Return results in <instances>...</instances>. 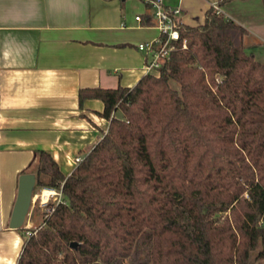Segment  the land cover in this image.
I'll return each mask as SVG.
<instances>
[{
    "label": "trees",
    "instance_id": "16d2710c",
    "mask_svg": "<svg viewBox=\"0 0 264 264\" xmlns=\"http://www.w3.org/2000/svg\"><path fill=\"white\" fill-rule=\"evenodd\" d=\"M178 30L159 77L80 91L109 131L69 177L38 153L35 188L63 200L18 264H264V63L214 8Z\"/></svg>",
    "mask_w": 264,
    "mask_h": 264
},
{
    "label": "crops",
    "instance_id": "0c3cea01",
    "mask_svg": "<svg viewBox=\"0 0 264 264\" xmlns=\"http://www.w3.org/2000/svg\"><path fill=\"white\" fill-rule=\"evenodd\" d=\"M220 1L163 4L181 11L180 24L198 27ZM219 9L247 31L245 51L251 44L248 54L256 59L264 44L261 0H234ZM150 14L146 0H0V264H18L32 229V215L25 227L10 224L20 178L36 176L38 153H49L69 177L76 158H85L109 131L105 103L81 105L80 91L133 88L154 75L150 57L138 50L160 35Z\"/></svg>",
    "mask_w": 264,
    "mask_h": 264
},
{
    "label": "built area",
    "instance_id": "2783aa9c",
    "mask_svg": "<svg viewBox=\"0 0 264 264\" xmlns=\"http://www.w3.org/2000/svg\"><path fill=\"white\" fill-rule=\"evenodd\" d=\"M146 2H149L152 5L153 16L160 35L154 42L140 44L138 50L150 57L147 68L149 72L154 74V76L159 77L162 66L169 60L171 54L178 49L177 44L181 41L180 32L178 30L180 25L178 17L180 16L181 11L179 9H166L163 0H146ZM212 8L218 13H221L219 6L214 5ZM137 20H140V18H137ZM182 49H187V41L182 42ZM83 159L84 158L82 157H77L76 163L80 164ZM56 190L57 189L42 188L40 194L33 196L32 205H39V208L45 213V215L49 214L53 210L51 207H55L62 203L63 200L62 189L58 191ZM47 192L51 194L46 196L45 194ZM30 210L27 217L32 215ZM32 233L33 232H29L28 237Z\"/></svg>",
    "mask_w": 264,
    "mask_h": 264
},
{
    "label": "water",
    "instance_id": "95a60500",
    "mask_svg": "<svg viewBox=\"0 0 264 264\" xmlns=\"http://www.w3.org/2000/svg\"><path fill=\"white\" fill-rule=\"evenodd\" d=\"M35 186L36 176L24 175L20 178L18 198L10 224L11 228L19 229L24 226L31 207ZM72 247L76 248L77 244L74 243Z\"/></svg>",
    "mask_w": 264,
    "mask_h": 264
},
{
    "label": "rangeland",
    "instance_id": "374dc122",
    "mask_svg": "<svg viewBox=\"0 0 264 264\" xmlns=\"http://www.w3.org/2000/svg\"><path fill=\"white\" fill-rule=\"evenodd\" d=\"M251 49H252L251 44H248L246 52L250 53ZM254 60L257 62H260V63H262L261 61H264V44L260 46V50L257 52V58ZM173 86L177 87L176 84H174ZM39 189H41V188H36V190H39ZM30 212L32 213V217H31L30 221L34 222L32 224V227H31L32 229H30V232H35L36 230H39L43 226L45 213L42 212V210L39 208V205L33 206L31 208ZM27 223H28V221H27ZM26 225H24V227ZM27 236H28V234H27Z\"/></svg>",
    "mask_w": 264,
    "mask_h": 264
},
{
    "label": "bare ground",
    "instance_id": "6f19581e",
    "mask_svg": "<svg viewBox=\"0 0 264 264\" xmlns=\"http://www.w3.org/2000/svg\"><path fill=\"white\" fill-rule=\"evenodd\" d=\"M50 194H51V193L47 192L45 195L48 196V195H50Z\"/></svg>",
    "mask_w": 264,
    "mask_h": 264
}]
</instances>
